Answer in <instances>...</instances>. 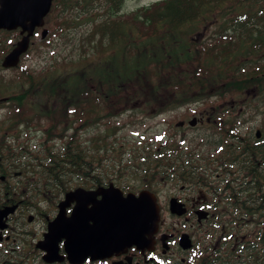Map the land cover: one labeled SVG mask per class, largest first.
Returning <instances> with one entry per match:
<instances>
[{
	"label": "trees",
	"instance_id": "16d2710c",
	"mask_svg": "<svg viewBox=\"0 0 264 264\" xmlns=\"http://www.w3.org/2000/svg\"><path fill=\"white\" fill-rule=\"evenodd\" d=\"M126 1L53 0L49 34L37 46L49 62L20 64L26 86L10 95L5 125L19 142L20 128L42 136L27 140L36 172L100 173L109 156L123 167L124 128L182 103L215 104L210 95L241 96L236 109L264 110V0H155L124 11ZM199 26L213 28L203 36ZM12 32L0 30V59ZM148 141L139 133L130 149L142 152Z\"/></svg>",
	"mask_w": 264,
	"mask_h": 264
},
{
	"label": "flooded vegetation",
	"instance_id": "af4514ba",
	"mask_svg": "<svg viewBox=\"0 0 264 264\" xmlns=\"http://www.w3.org/2000/svg\"><path fill=\"white\" fill-rule=\"evenodd\" d=\"M207 97L223 103L159 112L165 129L148 136L142 152L128 143L123 167L106 157L100 173L36 172L17 132L0 126V264H264V126L246 124L264 111L216 109L233 96ZM111 185L124 196L152 193L157 230L139 242L91 232L83 241L93 254L69 259L68 239L45 237L65 195L90 193V209ZM79 201L65 202L64 215Z\"/></svg>",
	"mask_w": 264,
	"mask_h": 264
},
{
	"label": "water",
	"instance_id": "95a60500",
	"mask_svg": "<svg viewBox=\"0 0 264 264\" xmlns=\"http://www.w3.org/2000/svg\"><path fill=\"white\" fill-rule=\"evenodd\" d=\"M51 5L52 0H0V30L20 29L21 35L13 47L3 56L1 61L3 68H12L18 65L21 55L30 46V39L35 29L44 25L45 17L49 13ZM48 32V28L44 27L41 30V38H44ZM109 192H111L110 200L117 205L110 207V200L107 201L105 208L108 211L103 213L99 212L98 207L93 206L88 209L85 206L83 202L90 198L86 195L88 192L82 189L68 192L62 201V211L59 210L57 216L50 223L51 226L48 227L45 237L68 239L65 244L68 258L76 259L87 254H93L92 248L95 246L83 241L90 237L91 232L94 233L95 238H124L139 242L146 235H151L157 230L159 212L152 193L141 191L137 196L133 193L124 196L119 189L112 185L105 190L104 195ZM68 196V201L73 196H76L77 199L80 198V201L75 205L72 213L65 216L63 204L67 202ZM102 200L97 206L103 202ZM131 207L141 209L143 215ZM74 211H76L75 217ZM177 212L178 214L182 213V211ZM89 222L94 223V225H88ZM185 236L182 235V238ZM106 247L105 244L104 248Z\"/></svg>",
	"mask_w": 264,
	"mask_h": 264
},
{
	"label": "rangeland",
	"instance_id": "374dc122",
	"mask_svg": "<svg viewBox=\"0 0 264 264\" xmlns=\"http://www.w3.org/2000/svg\"><path fill=\"white\" fill-rule=\"evenodd\" d=\"M155 1V0H128L125 2L124 6H123V10H132L134 8H136L139 5H145V4H149L150 2ZM46 27H48L50 29V26L46 23ZM201 28L199 26V32H203V36L206 35L207 33H209L211 31V29L213 28V26H211L209 29H204L203 31H201ZM195 36V35H193ZM10 38H8L7 40H11L10 42H15L19 37L18 34H13V32L9 35ZM12 38V39H11ZM14 38V39H13ZM3 41H7L6 38L2 37L1 38ZM38 42H39V30L36 33V35L33 37V42L31 44L30 47H36L29 55H27L25 58H23L22 61H20V63L18 64V69H15L17 67L14 68H10V69H3L0 66V90H2L1 92V97L2 99H0V104L3 106L0 108V124L5 126L8 122H10L11 120H13V111H12V107L10 108L9 106L10 104V95H15L17 93H19L23 88H25L26 86V82L23 81V79L19 78V75L21 73V66L20 64H23V68L27 65H33L36 68H41L42 66L46 65L49 62V51H47L44 47L38 46ZM4 55V54H3ZM1 62V60H0ZM20 66V67H19ZM13 69V70H12ZM15 69V70H14ZM2 81V82H1ZM254 92V90L252 89L250 91V93ZM189 97H194L193 95H190ZM34 98H28V101L30 102L31 100H33ZM242 98L241 96L238 98V96H234L233 100L230 101L228 98H226V106H230V104L232 103V105H234V107H239ZM193 104H198L196 101L192 102ZM219 103H223V101L219 100ZM8 104H10L8 106ZM195 106V105H193ZM193 108V107H192ZM247 110H252V111H264V110H257V109H247ZM157 113L156 112H152L151 114H149L145 121L144 124L141 126L136 125L135 127H130L127 126L126 128L123 129L122 133L120 134V136H123L125 139V144L127 145L129 142L135 141L137 139V136H139V133L142 134H147L148 136L152 135L153 132H157V131H161L162 129H165L164 127L167 126L165 124H159V118L156 117ZM249 116H253L254 117V121L248 122L246 123L249 126H259L261 125L262 122H258L259 119L263 120L264 117V113L260 112L258 115H249ZM123 117L125 116H121L118 117L119 120L123 119ZM21 125V124H20ZM20 130H25L23 132V135H27L26 137L28 138V140L30 141V143H35V144H39L38 141H40L42 139V136L40 135V133L37 130H32L31 128H20ZM121 142H124L121 141ZM112 163V162H111ZM111 163L108 162L109 167L111 166ZM104 164V161H103ZM110 172V171H109ZM65 204H63V208H64ZM181 211V210H179Z\"/></svg>",
	"mask_w": 264,
	"mask_h": 264
},
{
	"label": "bare ground",
	"instance_id": "6f19581e",
	"mask_svg": "<svg viewBox=\"0 0 264 264\" xmlns=\"http://www.w3.org/2000/svg\"><path fill=\"white\" fill-rule=\"evenodd\" d=\"M110 193H111V192H109L107 195H104V194H103V200H102L103 202L101 201L102 203H100L99 206H97V205H98L97 203H94V204H93L94 207H98V210H99L100 213H103V212H105V211H108V210H106V208H105V207H106V206H105V203H107V201L109 202V200H110V198H111V197L109 198ZM86 195H87V197H88V196L91 195V194L88 193V194H86ZM76 196H77V195H76ZM142 197H143V196H142ZM68 198H69V196L66 198L67 201H68ZM88 198H89V197H88ZM92 198H93V197H92ZM89 199H91V198H89ZM116 205H117V203H113V201L110 200V207H111V206H116ZM127 205H128V202H127ZM61 206H62V203L60 204V207H59V208H60V211H62V207H61ZM110 207H109V208H110ZM115 208H116V207H115ZM131 208L137 210V211L139 212V214H142V215H143V213H141V212H143L141 209L139 210V209H137L136 207H131ZM117 209H118V208H117ZM118 210H119V209H118ZM172 210H173L174 212H177V210L174 209V208H173ZM177 213H178V212H177ZM75 214H76V211H74V217L76 216ZM92 215H93V213H92ZM50 226H51V225H49L48 227L50 228ZM186 238H187L186 236L182 238V243H183V241L186 240Z\"/></svg>",
	"mask_w": 264,
	"mask_h": 264
}]
</instances>
